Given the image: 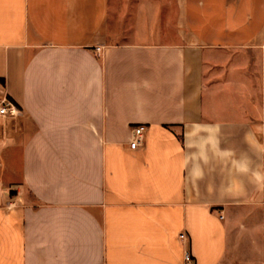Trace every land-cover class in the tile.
<instances>
[{
  "label": "crops",
  "instance_id": "0c3cea01",
  "mask_svg": "<svg viewBox=\"0 0 264 264\" xmlns=\"http://www.w3.org/2000/svg\"><path fill=\"white\" fill-rule=\"evenodd\" d=\"M4 98L0 264H264V0H0Z\"/></svg>",
  "mask_w": 264,
  "mask_h": 264
},
{
  "label": "built area",
  "instance_id": "2783aa9c",
  "mask_svg": "<svg viewBox=\"0 0 264 264\" xmlns=\"http://www.w3.org/2000/svg\"><path fill=\"white\" fill-rule=\"evenodd\" d=\"M20 108L8 98H4L0 101V119L16 118L20 115ZM146 127L137 126L132 128L133 139L130 143L131 150H139L145 145L146 142ZM180 239L187 242V237L185 234H181ZM185 264H196L190 251H186L184 257Z\"/></svg>",
  "mask_w": 264,
  "mask_h": 264
},
{
  "label": "clouds",
  "instance_id": "9594fccd",
  "mask_svg": "<svg viewBox=\"0 0 264 264\" xmlns=\"http://www.w3.org/2000/svg\"><path fill=\"white\" fill-rule=\"evenodd\" d=\"M209 129H211L212 127H214V126H211V125H209V126H207ZM238 172L239 173H242V174H247L248 172H249V169H248V167L246 166V165H239L238 166ZM195 178L196 179H202L203 178V172H201V171H197L196 173H195ZM252 178H253V180L255 181V183L257 184V185H262V184H264V173H260V172H253L252 173ZM235 183V182H234Z\"/></svg>",
  "mask_w": 264,
  "mask_h": 264
},
{
  "label": "rangeland",
  "instance_id": "374dc122",
  "mask_svg": "<svg viewBox=\"0 0 264 264\" xmlns=\"http://www.w3.org/2000/svg\"><path fill=\"white\" fill-rule=\"evenodd\" d=\"M5 122H6V119H0V123L3 125V127H4ZM10 128H11L10 124H7V126H5V129H10Z\"/></svg>",
  "mask_w": 264,
  "mask_h": 264
}]
</instances>
